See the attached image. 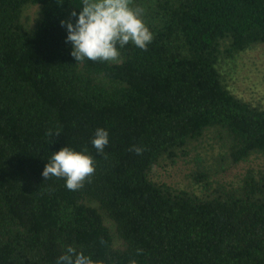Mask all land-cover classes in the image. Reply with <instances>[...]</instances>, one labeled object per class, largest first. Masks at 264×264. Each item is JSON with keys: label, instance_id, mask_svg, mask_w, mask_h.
I'll list each match as a JSON object with an SVG mask.
<instances>
[{"label": "trees", "instance_id": "1", "mask_svg": "<svg viewBox=\"0 0 264 264\" xmlns=\"http://www.w3.org/2000/svg\"><path fill=\"white\" fill-rule=\"evenodd\" d=\"M133 8L154 34L146 50L76 61L61 26L73 0H0V264H55L68 246L93 264H264V172L214 191L210 173L196 175L200 194L152 178L208 135L230 165L264 156V105L237 97L219 69L264 45V0ZM97 128L109 132L103 153ZM66 146L95 160L76 191L42 176Z\"/></svg>", "mask_w": 264, "mask_h": 264}, {"label": "clouds", "instance_id": "2", "mask_svg": "<svg viewBox=\"0 0 264 264\" xmlns=\"http://www.w3.org/2000/svg\"><path fill=\"white\" fill-rule=\"evenodd\" d=\"M79 11L73 9V20H62L61 26L66 29L65 42L72 48L76 61H115L120 49L129 43L146 50L152 43L154 34L146 25L144 10L133 8L131 0H79ZM60 132L49 133L59 135ZM109 144V132L97 128L91 145L97 153H103ZM137 155L139 147L133 149ZM95 172V160L85 151H76L68 146L53 152L45 165L42 176L63 178L68 190L76 191L83 187L84 181ZM55 264H93V260L83 251L68 246Z\"/></svg>", "mask_w": 264, "mask_h": 264}, {"label": "rangeland", "instance_id": "3", "mask_svg": "<svg viewBox=\"0 0 264 264\" xmlns=\"http://www.w3.org/2000/svg\"><path fill=\"white\" fill-rule=\"evenodd\" d=\"M135 0H131L133 7ZM73 7L80 9L79 0H73ZM38 7H29L24 20L33 27L38 17ZM220 72L226 77L231 91L239 98L254 105H264V45L220 63ZM187 156L175 162L163 161L152 172L154 181L167 184L176 190L205 193L202 185H197L193 177L210 173V189L220 187L237 188L251 173L264 172V156H253L249 161L230 165L220 154L217 141L208 135L195 142L186 150Z\"/></svg>", "mask_w": 264, "mask_h": 264}]
</instances>
